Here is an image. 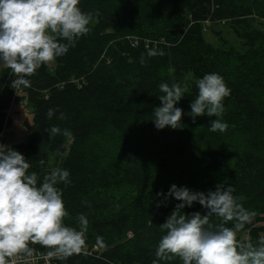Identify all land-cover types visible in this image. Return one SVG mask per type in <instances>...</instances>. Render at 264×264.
Here are the masks:
<instances>
[{
    "label": "trees",
    "instance_id": "16d2710c",
    "mask_svg": "<svg viewBox=\"0 0 264 264\" xmlns=\"http://www.w3.org/2000/svg\"><path fill=\"white\" fill-rule=\"evenodd\" d=\"M79 7L94 23L52 70L42 65L22 87L14 101L31 108L32 121L24 122L26 140L10 145L29 160L38 183L53 168L70 173L71 182L58 185L69 213L64 222L77 226L83 213L89 227L84 251L63 264H153L160 225L179 203H161L157 193L173 183L204 192L231 185L255 213L242 232L253 241L264 235V0H80ZM206 20L223 22L243 50L210 44ZM149 48L163 55L147 57ZM210 72L231 89L220 118L229 125L225 132L208 131L216 117L193 122L187 114L196 79ZM13 80L10 69L1 70L0 132ZM165 82L189 87L177 104L185 113L178 129L158 130L152 121ZM49 108L56 109L51 120ZM53 124L70 135L49 138ZM182 211L206 212L198 202Z\"/></svg>",
    "mask_w": 264,
    "mask_h": 264
},
{
    "label": "clouds",
    "instance_id": "9594fccd",
    "mask_svg": "<svg viewBox=\"0 0 264 264\" xmlns=\"http://www.w3.org/2000/svg\"><path fill=\"white\" fill-rule=\"evenodd\" d=\"M80 0H0V70L10 69L15 75L11 86L30 87L29 77L42 65L65 56L76 41L89 33L92 14L83 11ZM163 55L162 50L149 48L147 57ZM141 64L145 62L141 57ZM198 92L187 114L193 122L202 115L216 117L209 121L208 131L225 132L229 125L220 118L223 100L231 94L223 76L205 73L196 79ZM160 106L153 109L152 121L158 130L182 127L184 110L178 102L189 92L188 85L173 82L159 84ZM56 109L49 108V120ZM60 113L58 119L63 120ZM49 138L70 135L68 129L53 124L47 127ZM43 164V161H41ZM29 160L11 146L0 145V264H17L21 258H32L39 244L49 249L42 258L66 262L80 254L86 246L88 217L81 213L76 225L65 224L68 210L61 183L69 184L70 173L53 168L38 183L35 172L28 174ZM231 185L218 183L215 189L193 191L173 183L167 193H157L167 201H179L160 225L163 235L155 249L153 264L171 262L177 257L182 264H264V235L255 241L238 238L254 212L246 209L243 196L234 195ZM198 202L206 212L185 213L182 210ZM159 206V205H158ZM219 223H210L211 217ZM231 222V226L229 225ZM98 242L101 238L97 237Z\"/></svg>",
    "mask_w": 264,
    "mask_h": 264
},
{
    "label": "rangeland",
    "instance_id": "374dc122",
    "mask_svg": "<svg viewBox=\"0 0 264 264\" xmlns=\"http://www.w3.org/2000/svg\"><path fill=\"white\" fill-rule=\"evenodd\" d=\"M206 21L203 25V30L205 38L210 44L216 47L227 46L232 48L235 52H241L243 50L242 42L223 22L213 24L211 20ZM92 23H94L93 19ZM256 24L260 23L256 21ZM46 66L52 70L54 68V61L49 62ZM25 120L31 123V108L25 102L12 101L7 110L2 136L0 137V145L10 146L14 143L25 141L28 133L27 127L24 125ZM245 236L249 237L248 232H241L238 234L239 238Z\"/></svg>",
    "mask_w": 264,
    "mask_h": 264
},
{
    "label": "built area",
    "instance_id": "2783aa9c",
    "mask_svg": "<svg viewBox=\"0 0 264 264\" xmlns=\"http://www.w3.org/2000/svg\"><path fill=\"white\" fill-rule=\"evenodd\" d=\"M16 77H15V75H14V79H15ZM12 87V86H11ZM12 89H13V99H12V101H14L15 100V98H16V96L18 95V94H20L21 93V91H22V86L21 87H19V88H17V89H14L13 87H12ZM12 103V102H11ZM46 253L47 252H42V251H34V256L32 257V258H21V259H18L17 260V264H25V263H27V264H52V260L53 259H55V258H53V259H51V260H49V261H45L42 257L44 256V255H46Z\"/></svg>",
    "mask_w": 264,
    "mask_h": 264
},
{
    "label": "bare ground",
    "instance_id": "6f19581e",
    "mask_svg": "<svg viewBox=\"0 0 264 264\" xmlns=\"http://www.w3.org/2000/svg\"><path fill=\"white\" fill-rule=\"evenodd\" d=\"M2 136V131L0 132V137Z\"/></svg>",
    "mask_w": 264,
    "mask_h": 264
},
{
    "label": "water",
    "instance_id": "95a60500",
    "mask_svg": "<svg viewBox=\"0 0 264 264\" xmlns=\"http://www.w3.org/2000/svg\"><path fill=\"white\" fill-rule=\"evenodd\" d=\"M2 70H4V69H2Z\"/></svg>",
    "mask_w": 264,
    "mask_h": 264
}]
</instances>
